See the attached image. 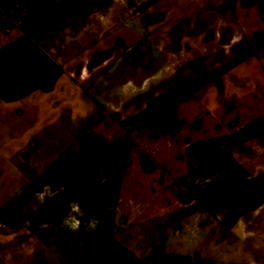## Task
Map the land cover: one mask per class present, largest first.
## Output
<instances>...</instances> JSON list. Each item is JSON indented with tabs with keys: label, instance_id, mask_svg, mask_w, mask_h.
Returning <instances> with one entry per match:
<instances>
[{
	"label": "rangeland",
	"instance_id": "374dc122",
	"mask_svg": "<svg viewBox=\"0 0 264 264\" xmlns=\"http://www.w3.org/2000/svg\"><path fill=\"white\" fill-rule=\"evenodd\" d=\"M0 1L26 33H14L0 50V264L46 262L54 253L40 240L46 227L76 229L75 244H85L77 263L264 264V202L242 185L223 205L227 182L216 176L212 140L197 138L210 130L186 132L185 106L210 93L198 89L210 76L177 74L161 89L168 57L187 65L191 46H206L196 28L148 27L162 12L139 20L121 0ZM151 1L163 10L161 0ZM248 67L230 76L235 85L264 89V60L238 68ZM239 91L232 99L244 97ZM138 92L147 110L116 121L120 107L124 115L136 110L128 104ZM119 195L149 201L137 200L138 215L122 213ZM229 206L234 217L223 225L215 214ZM59 236L63 247L68 235Z\"/></svg>",
	"mask_w": 264,
	"mask_h": 264
},
{
	"label": "crops",
	"instance_id": "0c3cea01",
	"mask_svg": "<svg viewBox=\"0 0 264 264\" xmlns=\"http://www.w3.org/2000/svg\"><path fill=\"white\" fill-rule=\"evenodd\" d=\"M20 1L22 0H17V2ZM161 1L163 10L161 6L157 7L160 2L156 4L151 0H121L119 7L133 10L139 20H145L151 15L162 12L163 19L154 22L147 21L145 25L155 27L160 21H169L177 25L184 23L188 27L196 28V41L206 40V46L202 47L199 44L191 46L192 49L187 52L185 58L192 61L187 65H178L172 61V56L168 57L169 61L164 65V69H168V74L162 81L164 89H161L171 88L177 82V77H175L177 74L185 75L186 80H199V78L210 76V79L206 83L202 82L198 88L199 90L207 89L210 93L201 94L193 101L194 104L190 103L185 106L186 132L210 130V135L197 136V138L212 140L214 152L212 160L216 161L214 166L216 176L223 175L224 182H227L222 184L223 191L218 196L223 205L228 206L226 202L231 198L230 194L236 193L237 188L242 185L253 186V190H248L246 195L250 198L256 196L258 201L264 202V89L253 83H245L242 88L238 89L234 78L230 77L233 74L245 75L248 71H252V67L238 68L246 59L264 60V0ZM17 32L26 34L18 21L9 14L5 3L0 1V50ZM142 38L139 35L136 42L141 43ZM173 70L176 71L173 72ZM165 73L166 70L164 75ZM161 89H157L155 93ZM236 91L244 92V97L232 99L233 93ZM143 93L138 92L136 101L128 104L131 108L135 107V111L124 115L123 107L117 110L116 116L118 115L119 118H116V121L130 122L133 115L147 110L149 101L142 98ZM166 106H169V110L171 109L170 105H165L164 108ZM190 108L195 110L193 117L188 116ZM180 126L181 124L172 122L170 127L178 129ZM148 131L150 130L147 129ZM142 134L144 132L138 131L136 135L138 141L136 142L141 146L146 142L139 137ZM146 162H151L153 168L148 169L145 166ZM146 162H144L146 171H152L156 167V163L153 161ZM186 171L192 170L185 166ZM146 199L149 198L132 196L125 200L124 196L119 195L114 201L127 204L126 208L125 206L116 207L122 213L131 211L138 215L139 205H136V202L137 200L149 201ZM215 215L220 223L229 225L230 220L234 217L233 208L229 206L227 210H219ZM42 224L40 223L39 226ZM86 226H89L88 222L83 225L84 228ZM84 228L77 231H85ZM40 229L42 230L41 242L48 245V250L54 251L53 254L48 255L46 262L43 261L44 263L41 262V264H90V261L77 263L73 259L76 251L85 248L82 246L85 244H75L79 237L76 229L73 231L61 228L49 230L47 227ZM53 231L58 234V237L55 238L57 241L53 237H48ZM69 233H71V237ZM66 234L68 235L66 245L63 244V247H60L59 235L65 237ZM66 254L72 259L65 260Z\"/></svg>",
	"mask_w": 264,
	"mask_h": 264
},
{
	"label": "water",
	"instance_id": "95a60500",
	"mask_svg": "<svg viewBox=\"0 0 264 264\" xmlns=\"http://www.w3.org/2000/svg\"><path fill=\"white\" fill-rule=\"evenodd\" d=\"M145 166L148 168V169H152L153 168V164L151 162H146L145 163Z\"/></svg>",
	"mask_w": 264,
	"mask_h": 264
},
{
	"label": "flooded vegetation",
	"instance_id": "af4514ba",
	"mask_svg": "<svg viewBox=\"0 0 264 264\" xmlns=\"http://www.w3.org/2000/svg\"><path fill=\"white\" fill-rule=\"evenodd\" d=\"M165 110H166V111H169V106H166Z\"/></svg>",
	"mask_w": 264,
	"mask_h": 264
}]
</instances>
